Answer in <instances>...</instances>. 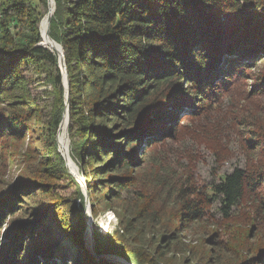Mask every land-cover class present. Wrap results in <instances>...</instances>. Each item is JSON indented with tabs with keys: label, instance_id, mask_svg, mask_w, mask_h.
<instances>
[{
	"label": "trees",
	"instance_id": "obj_1",
	"mask_svg": "<svg viewBox=\"0 0 264 264\" xmlns=\"http://www.w3.org/2000/svg\"><path fill=\"white\" fill-rule=\"evenodd\" d=\"M54 2L50 37L64 51L70 85L69 133L93 205L107 200L119 205L125 193L136 192L134 188L140 184L135 170L141 169L137 166L143 148L187 135L198 140L196 134L212 121L222 144L230 142L222 135L235 132L228 114L236 103L239 84L249 66L264 54V0ZM47 13L48 0H0V150L4 148L1 138L22 133L25 111L28 115L37 111L27 74L45 73L60 97L66 92L59 56L39 46L41 33L46 45L54 46L46 37ZM19 27L26 36L16 40L13 35ZM65 109L62 101V108L47 126L52 146L55 144L48 158L59 159L49 164L42 177L50 176L49 170L52 175L53 167L60 178L69 176L56 144ZM251 129L244 126L241 132ZM66 131L67 115L59 138L67 155ZM244 141L253 154L264 153V137L253 134ZM247 156L243 168L223 175L209 192L200 191L195 183L180 186L183 221L203 222L217 214L230 219L245 197L258 192L257 207L264 210V168ZM31 183L23 188L28 192L26 201L50 190L48 184ZM166 183L163 180L161 185ZM18 196L0 206V230L5 217L15 211ZM51 200L38 204L35 218L40 222L33 229L22 230L20 245L3 263L107 264L83 245L85 218H81L83 228L76 230L69 219L59 217L61 208ZM122 210L129 216L123 229L113 238L95 235L96 250L140 264L125 246L126 239L137 235L143 220L131 216L128 206ZM55 226L62 229L64 239L53 232ZM43 235L45 242L41 241ZM180 236L171 232L162 237L160 248L171 253ZM257 257L243 264H263L264 258L256 263Z\"/></svg>",
	"mask_w": 264,
	"mask_h": 264
},
{
	"label": "rangeland",
	"instance_id": "obj_2",
	"mask_svg": "<svg viewBox=\"0 0 264 264\" xmlns=\"http://www.w3.org/2000/svg\"><path fill=\"white\" fill-rule=\"evenodd\" d=\"M16 24L20 26L17 21ZM25 36L23 28L19 27L13 38L21 40ZM249 67L246 77L239 84L236 103L228 114L235 132L229 133V136L222 135L230 142L222 144L223 139L220 138L218 128H215L216 123L212 121L205 125L204 131L196 134L198 140L189 139L187 135L178 140L169 139L163 142L164 145L143 148L138 156L142 162L137 166L141 169L135 170L140 185L134 188L135 193H125L119 205H111L110 200L92 204L85 173L75 157L69 127L66 137L69 144L68 158L63 157L66 154L61 149L59 138L67 110L66 92L60 97L45 73L32 71L27 74L31 98L35 100L37 111L31 115L26 113L28 110L25 111L22 133H7V136L1 138L4 148L0 150V206L16 201L15 196H19L15 211L1 223L0 264H5L3 262L20 245V239L25 234L22 230L29 227L33 229L40 222V219L35 218L38 204H49L51 198L61 208L59 217L69 219L75 224L76 230L83 228L81 218H85L83 245L87 250L91 229L94 235L92 244L95 243L96 249L95 235L113 238L121 232L129 218L123 214L122 208L128 206L131 216L139 215L143 220L137 235L133 239H126L128 246H125L130 257H134L140 264H243L248 258L257 256L260 258L257 257L256 263L261 262L264 258V210L257 207L259 192L256 196L245 197L232 211L230 219H223L217 214L215 219L210 217L196 223L183 221L185 218L181 216L178 197L180 186L189 183H195L200 191L209 192L208 189L218 184L223 175L232 173L235 168H243L247 154L253 157L251 159L254 164L264 168V153L253 154L244 141L253 134L264 137V54L259 55ZM258 89L262 92L258 93ZM62 101L66 109L56 135V144L69 176L60 178V173L53 167L52 175L49 170L50 176L42 177L46 168L49 169V164L59 159L54 156L53 160H49L55 144L52 146L47 126L62 108ZM220 113L221 110L217 114ZM244 126H251L252 129L242 133ZM163 180L169 183L162 186ZM33 181L48 184L50 190L29 202L26 201L28 192L24 193L23 188L30 186ZM54 231L60 239L65 238L61 228L55 226ZM171 232L181 236L178 244L168 253L160 246L164 245L162 237ZM45 238L46 235H43L41 241L45 242ZM120 239L124 241L123 237ZM92 255L107 264H133L112 253L100 254L108 258L105 260Z\"/></svg>",
	"mask_w": 264,
	"mask_h": 264
},
{
	"label": "water",
	"instance_id": "obj_3",
	"mask_svg": "<svg viewBox=\"0 0 264 264\" xmlns=\"http://www.w3.org/2000/svg\"><path fill=\"white\" fill-rule=\"evenodd\" d=\"M55 9H56V5H55V2L54 0H48V13H47V16L44 17V19L46 18L47 19V32H46V37L48 40H50L51 42H53L54 46L51 45V47H48L46 45V42H44V37L41 33V37H42V42L40 43V47H43V48H49L51 49L52 51H55L57 52L58 56H59V66H60V69L63 73V83H64V87H65V91H66V100H67V110H66V113L65 115H67V130H68V127H69V123H70V114H69V100H70V85H69V78H68V73H67V67H66V63H65V59H64V51H63V48L57 44L51 37H50V26H51V21H52V17L55 13ZM43 19V20H44ZM42 20V21H43ZM42 23V22H41ZM40 27H41V24H40ZM65 115H64V118H65ZM64 118H63V121L61 123V127H62V124L64 122ZM66 137H67V131H66ZM63 157L65 159H67V155H63ZM88 228H90V226L88 225ZM91 231V234H90V246H89V251L98 256L99 258L101 259H108L106 256H102L100 254L97 253L96 251V248H95V243L94 245L92 244L93 242V239H94V235L92 233V229L90 230ZM116 257V256H115ZM122 261H125L124 259L120 258V257H116ZM126 262V261H125ZM126 264H129L128 262Z\"/></svg>",
	"mask_w": 264,
	"mask_h": 264
}]
</instances>
